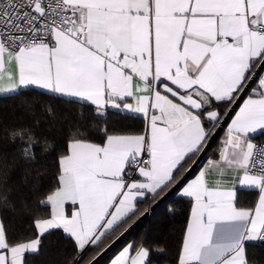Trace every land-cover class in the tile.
<instances>
[{"label":"snow or ice","instance_id":"obj_1","mask_svg":"<svg viewBox=\"0 0 264 264\" xmlns=\"http://www.w3.org/2000/svg\"><path fill=\"white\" fill-rule=\"evenodd\" d=\"M4 98L0 264H264V0H0Z\"/></svg>","mask_w":264,"mask_h":264},{"label":"trees","instance_id":"obj_2","mask_svg":"<svg viewBox=\"0 0 264 264\" xmlns=\"http://www.w3.org/2000/svg\"><path fill=\"white\" fill-rule=\"evenodd\" d=\"M0 113H2L9 122L13 121L16 117H19L22 114L20 100L7 98L0 99ZM6 151L9 153V159H11L12 148L7 149ZM37 157L41 164L49 166L52 164V157L41 155L39 149H37ZM253 198L252 195H245L244 197L246 200H251ZM177 207L178 214L175 217H167L163 206L157 207L155 213H153L149 219L143 220V223L140 224L139 229L137 230H142L146 226L150 227L157 238L162 240L163 243H166L168 248L174 252L186 224L188 206L186 203H182ZM119 246L120 243L112 250V252H114ZM251 251L258 259L264 260V249H253ZM111 254L112 253L110 252L109 255ZM61 259L62 256L60 253L55 250H50L41 257H37L36 264H60ZM156 259L160 264H166L164 257L161 256Z\"/></svg>","mask_w":264,"mask_h":264},{"label":"crops","instance_id":"obj_3","mask_svg":"<svg viewBox=\"0 0 264 264\" xmlns=\"http://www.w3.org/2000/svg\"><path fill=\"white\" fill-rule=\"evenodd\" d=\"M241 102H242V101H241ZM261 138H264V136H258V137L256 138V141L260 140ZM244 197H245V196H244ZM120 246H121V245H120ZM120 246H119V247H120ZM115 247H116V246H115ZM115 247H114V248H115ZM119 247H117V248L115 249V251H116ZM114 248H113V249H114ZM113 249H112V250H113ZM115 251H114V252H115Z\"/></svg>","mask_w":264,"mask_h":264},{"label":"built area","instance_id":"obj_4","mask_svg":"<svg viewBox=\"0 0 264 264\" xmlns=\"http://www.w3.org/2000/svg\"><path fill=\"white\" fill-rule=\"evenodd\" d=\"M258 143H264V138H262L261 140L257 141Z\"/></svg>","mask_w":264,"mask_h":264},{"label":"water","instance_id":"obj_5","mask_svg":"<svg viewBox=\"0 0 264 264\" xmlns=\"http://www.w3.org/2000/svg\"><path fill=\"white\" fill-rule=\"evenodd\" d=\"M238 103H239V102H238ZM194 169H195V167H194ZM118 244H119V243H118ZM118 244H117V245H118ZM117 245H116V246H117Z\"/></svg>","mask_w":264,"mask_h":264}]
</instances>
